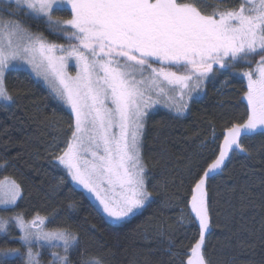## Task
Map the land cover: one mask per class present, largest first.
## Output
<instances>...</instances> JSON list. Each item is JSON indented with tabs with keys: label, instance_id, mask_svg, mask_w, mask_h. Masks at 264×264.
Masks as SVG:
<instances>
[{
	"label": "snow or ice",
	"instance_id": "6c2138e0",
	"mask_svg": "<svg viewBox=\"0 0 264 264\" xmlns=\"http://www.w3.org/2000/svg\"><path fill=\"white\" fill-rule=\"evenodd\" d=\"M65 5L71 18L54 20V11ZM211 7L205 14L192 0H9L0 5V99L12 100L5 73L14 62H27L37 76H43L74 113L71 139L56 160L115 222L143 209L151 197L141 144L146 110L160 102L153 95L183 113L214 66L233 69L236 63H252L249 57L259 56L254 68L241 73L247 80V119L225 130L218 155L195 182L190 207L200 234L186 264H207L203 249L210 230L208 178L223 170L231 152L247 151L242 134L258 130L264 134V0ZM21 9L46 18L75 43H47L2 15L15 16ZM69 60L78 68L75 76L66 71ZM177 88L178 95H171ZM20 197L15 181H0V205H14ZM9 222L22 231L27 264H39L34 243L62 246L64 255L52 253L53 264H72L68 253L79 249L76 233L46 231L44 218L26 221L22 215L0 217V232H7ZM19 253V249L0 250V257ZM77 264L102 262L81 256Z\"/></svg>",
	"mask_w": 264,
	"mask_h": 264
},
{
	"label": "trees",
	"instance_id": "16d2710c",
	"mask_svg": "<svg viewBox=\"0 0 264 264\" xmlns=\"http://www.w3.org/2000/svg\"><path fill=\"white\" fill-rule=\"evenodd\" d=\"M192 2L211 13V4ZM241 2L221 0L226 7ZM2 15L52 43L68 41L46 18L26 10ZM53 18L70 19L71 11H54ZM251 65L215 67L204 94L190 102L184 115L164 107L148 113L141 155L152 197L143 211L121 224L110 222L57 163L55 155L74 130L72 111L29 71L8 70L5 83L12 100L9 104L0 100V181L15 179L22 194L14 207L0 209V217L41 215L50 219V229L76 233L79 249L68 253L72 264L81 256L98 258L102 264H186L200 234L190 209L192 191L218 155L225 130L247 119V82L241 70ZM241 144L247 151L233 152L223 170L207 180L211 217L203 249L207 264H264V134L245 135ZM20 237L19 228L9 222L7 232H0V250L19 249L20 254L0 260L27 264V247ZM42 258L50 264L47 250Z\"/></svg>",
	"mask_w": 264,
	"mask_h": 264
},
{
	"label": "rangeland",
	"instance_id": "374dc122",
	"mask_svg": "<svg viewBox=\"0 0 264 264\" xmlns=\"http://www.w3.org/2000/svg\"><path fill=\"white\" fill-rule=\"evenodd\" d=\"M0 1H1V2H4V3H8V2H9V0H0ZM201 1L204 2V3H207V4H211V5L219 6V7H221V8L226 7L225 5H223V4L221 3V0H201ZM63 9H68V10H70V7L67 6V5H65V6L63 7ZM53 19L55 20V18H53ZM23 28H24V27H23ZM27 30H28V29H27ZM69 30H70V29H69ZM28 31H29V30H28ZM31 33H32V32H31ZM33 34H34V33H33ZM36 35H39V34H36ZM39 36H41V35H39ZM41 37H43V36H41ZM43 38H44V37H43ZM44 40H45V42H47V43L56 44V43H52V42H50V41H49L48 39H46V38H44ZM70 43H75V41H74V40H68L67 43H65L64 46H67V45L70 44ZM57 45H59V44H57ZM57 54L59 55L60 53L58 52ZM249 60L252 61V63H250V64H252L251 67H248V68H246V69H242V70H241V73H243L244 71L249 70V68H254V67H255V62L259 60V56H252V57H249ZM238 63H239V64H244V63H246V62H238ZM160 66H161V65L158 64V63H153V67L159 68ZM215 67H218V66H214V68H215ZM12 68H22V69H25V70L29 71V72H30V73H31V74H32V75H33V76H34V77H35L40 83H42V84H43V85H44V86L50 91V93L52 94V96H53L57 101H59L63 106H65V107L68 108L70 111H72L70 105H68L64 100L60 99V98L56 95V93H55V91L53 90L52 86H50V84L44 80L43 76H37L36 73H35V71L32 69V66L29 65L27 62H14L13 65H10V66H9V70L12 69ZM214 68H213V69H214ZM174 70H175V69H174ZM66 71H67L70 75H72V76H75V75L77 74V72H78V68L76 67L74 60H69V61H68V66H67ZM5 74H6V73H5ZM210 75H211V74H210ZM210 75H209V77H210ZM209 77L204 81V83H203V85H202V88L199 89L196 93H193V99L198 98V97L202 96V94H204L205 85H206V83H207ZM137 78H139V77H137ZM244 78H245V77H244ZM245 80H246V78H245ZM246 82H247V80H246ZM178 92H179V89L177 88L175 92H171L170 94L176 96V95H178ZM153 99H154V100H159L160 102L155 103L151 108L147 109V110H146V111H147V115H148L149 112H151V111H153V110H155V109H158V108H160V107H164V108L170 109V110H172L174 113H176V114H178V115H184V114L187 113V111H188V109H187V110H186L185 112H183V113H177L173 108H169V107H167V106L165 105V103H164V101H163L162 98H159V97H156L155 95H153ZM193 99H192V100H193ZM0 100L3 101V102L6 103V104L11 103V101H4V100H2V99H0ZM192 100H191V101H192ZM191 101H190V102H191ZM190 102H189V104H190ZM188 108H189V105H188ZM72 113H73V112H72ZM73 114H74V113H73ZM145 119H146V117H145ZM144 123H145V120H144ZM242 123H243V122H242ZM143 131H144V129H143ZM258 131H259V130H258ZM258 131H257V132H258ZM251 134H252V133H251ZM243 136H245V135L242 134V136H241V140H242ZM70 139H71V138H70ZM222 142H223V139H222V141H221V144H222ZM66 146H67V145H66ZM66 146H65L64 148H62L61 151L58 152V153L55 155V158L63 154V152L66 150ZM233 152H235V151H233ZM233 152H231V153L229 154V158H230V156L232 155ZM229 158H228V159H229ZM228 159H226L225 164L227 163ZM57 163L59 164L58 161H57ZM225 164H224V166H225ZM59 165H60V164H59ZM60 166H61L62 168H64L65 171L67 172L66 168H65L63 165H60ZM224 166H223V168H224ZM147 178H148V176H147V173H146L147 190L151 193V197H152V192H151V189H150V187H149V183H148V181H147ZM6 180H9V181H15V183L18 184V183L16 182V180L13 179V178H11V177H6V178H4V179L1 180V181H6ZM72 182H73V181H72ZM73 183L75 184V186H77L78 188L82 189L83 191H85V192L87 193V191L84 190L81 186L77 185L75 182H73ZM18 185H19V184H18ZM19 186H20V185H19ZM20 188H21V187H20ZM206 191H207V182H206ZM21 194H22V192H21ZM87 194H88V196L92 199V201H93V202H94V203L100 208V205H99L98 201H97V200H96L91 194H89V193H87ZM151 197H150L149 201L146 202L144 208L141 209V210H139V211H137L134 215L138 214L139 212L143 211V210L146 208V206L148 205V203L151 201ZM19 199H20V198L17 199V201H16V203H15L14 205H0V209H1V208H11V207H14V206L18 203ZM190 209H191V207H190ZM100 210H101V208H100ZM101 211H102V210H101ZM191 213H192V212H191ZM104 215L107 217L106 214H104ZM134 215H130V216L127 217L125 220L120 221V222H115V221H113V220H112L111 218H109V217H107V219H108L110 222H112V223H115V224H121V223H123V222L129 220L130 218H132ZM37 216H39V217H41V218H44V220H45L44 229H45L46 231H49V230H57V229H50V228L47 226V224H48V222H49V220H50L48 217L41 216V215H36V216L31 217V218H25V217H24V219H25L26 221H30V220H32L34 217H37ZM192 216L194 217V214H193V213H192ZM209 216H210V212H209ZM194 219H195V218H194ZM195 220H196V219H195ZM196 222L198 223V220H196ZM210 229H211V217H210ZM19 230H20V229H19ZM20 232H21V236H22V231L20 230ZM209 232H210V230H209L208 232L205 233V241H206V239H207V236H208V233H209ZM22 242H23V240H22ZM23 243H24V242H23ZM26 247H28V246H26ZM31 247H32V251H33V253H34V254H37V258H38V260H39V264H44V263H43L42 254L45 252V250H47V252H48L49 255L51 256V260H50L51 262L49 261L50 264H52V262H53L52 253L56 252V253H60L61 255H64V251H63L62 246L50 247V246H48L47 244L41 245L40 243H34ZM19 254H20V253H19ZM26 254H27V253H26ZM13 256H17V255H11L10 257H13ZM26 256H27V255H26ZM27 259H28V257H27Z\"/></svg>",
	"mask_w": 264,
	"mask_h": 264
}]
</instances>
